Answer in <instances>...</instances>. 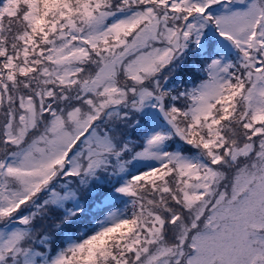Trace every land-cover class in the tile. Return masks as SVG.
<instances>
[{
	"label": "snow or ice",
	"instance_id": "snow-or-ice-1",
	"mask_svg": "<svg viewBox=\"0 0 264 264\" xmlns=\"http://www.w3.org/2000/svg\"><path fill=\"white\" fill-rule=\"evenodd\" d=\"M0 264H264V0H0Z\"/></svg>",
	"mask_w": 264,
	"mask_h": 264
}]
</instances>
